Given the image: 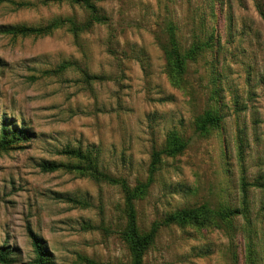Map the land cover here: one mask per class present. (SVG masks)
Masks as SVG:
<instances>
[{"label":"rangeland","instance_id":"374dc122","mask_svg":"<svg viewBox=\"0 0 264 264\" xmlns=\"http://www.w3.org/2000/svg\"><path fill=\"white\" fill-rule=\"evenodd\" d=\"M97 5L107 19L79 33L68 22L41 34L0 32V122L31 132L0 153V247L13 250L11 264H34L31 229L53 264H130L121 187L76 170L44 171L40 162L76 164L59 150L94 148L105 172L134 186L148 179L153 149L177 130L186 148L163 157L136 200L140 230L159 223L145 264H248L242 217L208 225L164 219L202 204L239 206L243 168L264 182V0ZM67 18L83 24L90 14L68 0H0V27L45 28ZM171 29L183 49L205 44L182 85L171 81L165 57ZM207 109L222 121L202 133L196 122ZM250 216L253 264H264V187L250 189Z\"/></svg>","mask_w":264,"mask_h":264},{"label":"trees","instance_id":"16d2710c","mask_svg":"<svg viewBox=\"0 0 264 264\" xmlns=\"http://www.w3.org/2000/svg\"><path fill=\"white\" fill-rule=\"evenodd\" d=\"M72 3L81 4L84 6L89 14L90 19L83 24L76 22L71 18L56 19L45 28L30 27L26 25H3L0 27L1 33H8L14 35H30L41 34L47 31H51L57 27H60L67 22L70 24L71 30L76 33L88 29L93 23L104 22L107 17L102 14L97 2L101 0H68ZM259 10H261V4L257 3ZM204 43H195L188 49H183L176 33L173 29L169 30V40L165 46V57L167 61L168 72L170 79L175 85H182L184 80V74L187 70V65L190 59H195L197 55L204 49ZM85 76L89 80H101L103 77L97 74L85 73ZM222 121V115L213 109H207L197 120V130L205 133L212 127L219 126ZM31 137V132L23 127L17 126L11 122H8L4 117L0 122V153L7 151L14 147L17 142L27 140ZM240 157H242V137H239ZM187 146V140L177 130H171L166 137V143L162 148H154L151 156V163L149 166V177L145 181H141L138 184L132 186L125 179L115 177L105 172L98 161V155L94 148L82 149L80 147L66 146L59 150V153L65 154L69 157H74L78 160L76 164H68L58 162L55 160H43L40 162V166L44 171H56L61 168L69 170H76L82 175L90 176L97 181H105L112 184H117L121 187L124 193V214H125V226L121 232L123 239L126 241L130 251V264H145L144 256L146 250L152 244L159 223L152 224L150 229L146 232H142L138 226V217L136 209V200L144 196L151 184L154 174L160 168L163 157H174L183 152ZM242 167H244L243 162ZM242 175L240 177L239 186V206H223L218 209L211 208L207 204L200 206H194L189 208L179 209L169 214L164 223H196L199 225H208L212 222H232L236 217L240 216L245 221V230L249 237V253L248 264L254 262V249L252 245V220L250 216V189L252 186L264 187V182L261 181L263 176L256 178L255 180H249L242 169ZM68 198V197H66ZM69 200L74 203H83L87 205V201L81 202L78 198L69 197ZM29 236L34 248L35 258L32 260L34 264H53L50 258V253L43 245V240L38 234L29 229ZM13 250L6 245L0 247V264H11L15 261L13 256ZM88 264H101L91 259H86ZM112 264V263H109ZM126 264V263H115Z\"/></svg>","mask_w":264,"mask_h":264}]
</instances>
